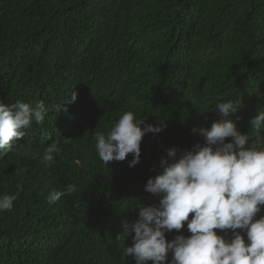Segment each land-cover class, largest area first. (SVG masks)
<instances>
[{
  "label": "trees",
  "instance_id": "1",
  "mask_svg": "<svg viewBox=\"0 0 264 264\" xmlns=\"http://www.w3.org/2000/svg\"><path fill=\"white\" fill-rule=\"evenodd\" d=\"M229 100L227 118L209 110ZM0 101L47 109L0 152V195L16 197L0 213V264H135L132 237H117L137 205L159 206L144 188L167 150L203 143L191 129L223 119L247 134L264 111V0H0ZM127 111L166 128L144 136L135 167L131 154L105 165L94 136ZM68 184L76 192L49 205Z\"/></svg>",
  "mask_w": 264,
  "mask_h": 264
},
{
  "label": "clouds",
  "instance_id": "2",
  "mask_svg": "<svg viewBox=\"0 0 264 264\" xmlns=\"http://www.w3.org/2000/svg\"><path fill=\"white\" fill-rule=\"evenodd\" d=\"M76 99L74 92L66 103ZM238 104L219 102L209 110L227 118ZM46 114L43 101L34 106L0 101V152H11L13 142L26 136L33 121L42 123ZM248 124L251 132L247 134L230 119L213 122L210 128L193 127L191 132L203 137V143L190 150H167L159 162L160 173L149 178L144 188L159 197V206L137 205V219L125 222L117 237H132V246L125 247L124 254L132 256L135 264H264V215L257 218L264 206V111H257ZM165 128L162 121L154 126L131 111L124 112L109 131L94 136L96 153L105 165L123 162L131 154L128 166L135 167L140 163L144 136ZM58 154L55 143L46 147L45 166L54 164ZM76 190L75 184L54 190L47 203L56 204ZM15 199L0 195V213L10 211ZM185 223L189 236L166 239V233L180 232ZM229 231L231 238L226 239Z\"/></svg>",
  "mask_w": 264,
  "mask_h": 264
}]
</instances>
